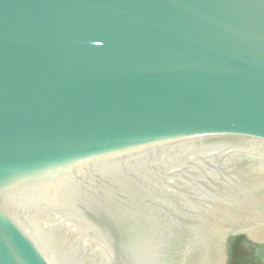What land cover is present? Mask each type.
I'll return each mask as SVG.
<instances>
[{
	"label": "water",
	"instance_id": "obj_1",
	"mask_svg": "<svg viewBox=\"0 0 264 264\" xmlns=\"http://www.w3.org/2000/svg\"><path fill=\"white\" fill-rule=\"evenodd\" d=\"M239 234L264 260V0H0V264H228Z\"/></svg>",
	"mask_w": 264,
	"mask_h": 264
},
{
	"label": "rangeland",
	"instance_id": "obj_2",
	"mask_svg": "<svg viewBox=\"0 0 264 264\" xmlns=\"http://www.w3.org/2000/svg\"><path fill=\"white\" fill-rule=\"evenodd\" d=\"M250 258L251 256L246 245V239H236V240L234 239L233 241H231L228 264H231L233 262L234 264H253L249 262ZM244 259L245 261L243 262Z\"/></svg>",
	"mask_w": 264,
	"mask_h": 264
},
{
	"label": "trees",
	"instance_id": "obj_3",
	"mask_svg": "<svg viewBox=\"0 0 264 264\" xmlns=\"http://www.w3.org/2000/svg\"><path fill=\"white\" fill-rule=\"evenodd\" d=\"M236 240V239H246V236L245 235H238V236H236V237H233L230 241H233V240ZM250 245H251V247L254 249L255 248V250H250V251H254V253L256 254L255 256H254V260L255 261H259V264H263V261H262V259H261V257H260V255H259V251H258V248H257V245L256 244H253V243H250ZM254 260L253 259H251L250 258V261L249 262H254ZM245 261V259L243 260V262ZM248 261V260H247ZM231 264H234V262L233 263H231Z\"/></svg>",
	"mask_w": 264,
	"mask_h": 264
},
{
	"label": "flooded vegetation",
	"instance_id": "obj_4",
	"mask_svg": "<svg viewBox=\"0 0 264 264\" xmlns=\"http://www.w3.org/2000/svg\"><path fill=\"white\" fill-rule=\"evenodd\" d=\"M239 235H245L246 237H247V235L246 234H239ZM254 244H256L255 242H254ZM257 245V248H258V251H259V255H260V257H261V259H262V261H263V264H264V260H263V258H262V256H261V248L258 246V244H256Z\"/></svg>",
	"mask_w": 264,
	"mask_h": 264
}]
</instances>
